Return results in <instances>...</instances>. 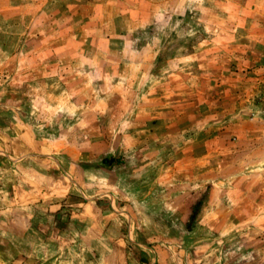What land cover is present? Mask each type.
<instances>
[{
  "label": "rangeland",
  "instance_id": "rangeland-1",
  "mask_svg": "<svg viewBox=\"0 0 264 264\" xmlns=\"http://www.w3.org/2000/svg\"><path fill=\"white\" fill-rule=\"evenodd\" d=\"M252 2L0 0V264H264Z\"/></svg>",
  "mask_w": 264,
  "mask_h": 264
},
{
  "label": "trees",
  "instance_id": "trees-1",
  "mask_svg": "<svg viewBox=\"0 0 264 264\" xmlns=\"http://www.w3.org/2000/svg\"><path fill=\"white\" fill-rule=\"evenodd\" d=\"M104 162H106L107 164H112L115 160L114 158H110V159H104Z\"/></svg>",
  "mask_w": 264,
  "mask_h": 264
},
{
  "label": "crops",
  "instance_id": "crops-1",
  "mask_svg": "<svg viewBox=\"0 0 264 264\" xmlns=\"http://www.w3.org/2000/svg\"><path fill=\"white\" fill-rule=\"evenodd\" d=\"M254 2H258V3H261V4H263L264 5V0H253V2H252V4H254ZM253 7V6H252Z\"/></svg>",
  "mask_w": 264,
  "mask_h": 264
}]
</instances>
